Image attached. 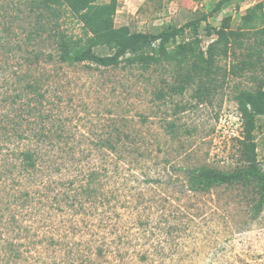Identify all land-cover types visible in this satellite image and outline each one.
Wrapping results in <instances>:
<instances>
[{"label": "rangeland", "instance_id": "374dc122", "mask_svg": "<svg viewBox=\"0 0 264 264\" xmlns=\"http://www.w3.org/2000/svg\"><path fill=\"white\" fill-rule=\"evenodd\" d=\"M254 1L121 0L114 25L156 33L210 14L199 28L205 49L215 37L206 23L229 15L237 28ZM38 15L31 0H0V264H15L7 242L34 244L17 264H264V207L250 217L252 185L193 191L185 173L243 165L237 97L264 72L229 76L233 58L223 56L203 84L186 82L173 61L59 66ZM60 26L81 34L70 16ZM251 142L264 170V116ZM27 149L43 158L33 170H24ZM74 190L82 207L65 202ZM51 236L65 248L47 247Z\"/></svg>", "mask_w": 264, "mask_h": 264}, {"label": "trees", "instance_id": "16d2710c", "mask_svg": "<svg viewBox=\"0 0 264 264\" xmlns=\"http://www.w3.org/2000/svg\"><path fill=\"white\" fill-rule=\"evenodd\" d=\"M31 1L41 10V15L36 17L38 30L41 33L48 32L56 42L55 60L59 66L64 63H91L98 67H115L124 58L144 64L173 61L183 71V79L186 82L197 80L203 84L205 81L210 83L217 74L213 65L217 57L223 56L233 58L225 71L229 76L254 74L256 70L264 72V15L261 2H255L245 9L240 17L241 25L237 28L231 27L229 15L221 19L217 28L206 23L205 33L215 37L203 49L200 46L202 39L199 28L210 14L201 15L181 26H173L156 33L130 32L127 26L114 25V14L121 0ZM226 1L228 0H219L215 8L218 9ZM67 16L75 18L80 24L79 36L68 35L61 28L60 20ZM46 20L49 23H46ZM183 63L188 65L185 69L182 67ZM31 85L29 84L30 88L33 87ZM237 99L243 120L241 151L243 165L231 171L200 165L187 168L185 173L189 187L193 191H206L221 185L237 184L242 187L252 185L254 196L249 212L251 218H256L264 207V170L255 161L251 138L256 118L264 116V82L254 90L239 92ZM117 140L119 139L115 142ZM110 142L108 140L113 150L115 147ZM21 157L25 164L24 170L35 169L38 161L43 160L40 153L31 149L22 152ZM64 199L71 208L82 207L81 204L85 202L75 190L73 194L64 195ZM11 222L16 224L15 217H12ZM25 227L27 232L31 233L30 229ZM54 238L50 237L47 247L59 246L57 250L65 248L62 242ZM19 245L12 242L4 245L10 254V261L15 264L21 257L25 258L23 255L29 252L28 245L34 246L29 242L23 247L25 251H21ZM71 246L74 248L75 245ZM97 252L101 255V248H98Z\"/></svg>", "mask_w": 264, "mask_h": 264}, {"label": "crops", "instance_id": "0c3cea01", "mask_svg": "<svg viewBox=\"0 0 264 264\" xmlns=\"http://www.w3.org/2000/svg\"><path fill=\"white\" fill-rule=\"evenodd\" d=\"M256 1H257V2H261L260 0H255L254 2H256ZM254 2H253V3H254Z\"/></svg>", "mask_w": 264, "mask_h": 264}]
</instances>
